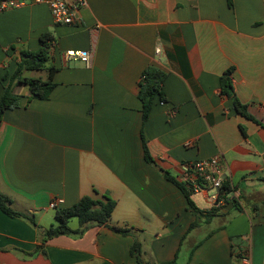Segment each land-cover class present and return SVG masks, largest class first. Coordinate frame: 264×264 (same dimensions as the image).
<instances>
[{"label":"crops","instance_id":"0c3cea01","mask_svg":"<svg viewBox=\"0 0 264 264\" xmlns=\"http://www.w3.org/2000/svg\"><path fill=\"white\" fill-rule=\"evenodd\" d=\"M87 3L72 26L55 25L44 5L0 13V104L22 53L38 52L44 33L54 38L49 61L24 76L46 81L56 69L47 100H29V86L15 83L19 107L0 125V191L13 211L38 224L0 210V264H166L177 257V264H264V0ZM67 51L89 52V63L67 62ZM148 68L166 75V101L157 95L144 123ZM229 69L237 97L260 124L222 95ZM215 156L241 192L242 211L190 230L197 214L178 184L200 210L214 204L191 192L181 167ZM105 193L117 201L110 225L130 235L91 226L76 237L41 240L53 225L54 199L69 208ZM136 241L142 263L132 252Z\"/></svg>","mask_w":264,"mask_h":264},{"label":"trees","instance_id":"16d2710c","mask_svg":"<svg viewBox=\"0 0 264 264\" xmlns=\"http://www.w3.org/2000/svg\"><path fill=\"white\" fill-rule=\"evenodd\" d=\"M53 40L54 38L50 33H44L41 36V47L38 52L22 53L20 62L18 63V69L10 79L11 80L10 84L8 85V87L5 88L4 95L1 99L0 125L2 123V119L6 111L19 107L20 97L18 95H15L13 91V87L15 83H23L29 86L30 88L29 100L32 99L47 100L50 97L51 92L55 87L53 79L56 73V69L54 67L48 69V78L46 81H43L40 78L25 77L24 72L25 71L41 72L44 70L45 64L49 61L50 58L49 54L52 48ZM232 72L233 69H229L221 77L222 95L232 99L237 114L251 121H254L257 124H260L252 115L249 114L247 105H244L237 97L233 86ZM8 77L9 75H6L4 79L7 80ZM165 77L166 75L163 72L155 68H148L144 72L143 79L141 82V91H140V99L143 103L144 123L149 119L155 97L159 95L163 101H166L165 93L163 89ZM144 145H145L147 160L150 163H154L148 151L147 142L145 138H144ZM165 174L170 180L175 181L172 177H170L169 173H165ZM178 186L181 187V189L183 190V192L187 197L190 207L197 214V220L195 221V223H193L190 230L197 228L201 224V222L208 224L214 218L225 215V214H221V211L224 208L213 207L208 211L200 210L199 208H197V206L191 199V193L187 191V189L184 188L183 185L178 184ZM226 189L228 192L232 191V188L229 183H227ZM95 193L98 194L97 191H95ZM236 202L237 203L233 208V210L241 212L242 208H241L240 200ZM116 207H117V201L114 200L108 193H105L102 198H97L93 196L83 197L78 203H76L72 207L59 208L55 210L56 224L52 225L51 227L43 231V233H41V240L45 242L47 240L60 236L82 235L84 231L91 226H97V227L108 226L117 233H120L122 235H130L132 233L131 229L110 225ZM0 210L13 218H26L34 227L38 228V224L33 217L23 216L22 214L13 211V209L11 208L10 199L6 197L1 191H0ZM73 219H77L79 221V229L77 230H73L70 227V221ZM41 250L42 247L41 245H39L35 253ZM132 252L137 256L139 263H142L141 260L142 247L138 241L135 242ZM177 258L174 261L166 264H177Z\"/></svg>","mask_w":264,"mask_h":264},{"label":"built area","instance_id":"2783aa9c","mask_svg":"<svg viewBox=\"0 0 264 264\" xmlns=\"http://www.w3.org/2000/svg\"><path fill=\"white\" fill-rule=\"evenodd\" d=\"M87 0H0V13L22 9L30 5H44L51 14L55 25L72 26L76 24L81 11L87 6ZM157 54L161 48H157ZM90 54L87 51H67L65 60L82 61L89 63ZM183 182L194 193H206L213 202L214 207L224 208L228 203L241 199V192L231 186L232 191L228 192L226 185L229 182V175L222 157L215 156L209 160L197 163L185 164L181 167ZM210 191L214 194L209 196ZM65 203L64 199H54L49 207L56 210ZM244 262L249 263L245 258Z\"/></svg>","mask_w":264,"mask_h":264},{"label":"rangeland","instance_id":"374dc122","mask_svg":"<svg viewBox=\"0 0 264 264\" xmlns=\"http://www.w3.org/2000/svg\"><path fill=\"white\" fill-rule=\"evenodd\" d=\"M214 194V192L213 191H210V195H213ZM53 210V209H52ZM233 212H235L236 210H232ZM50 215H52V223L51 224H53V225H55L56 224V220H55V218H54V211H51L50 212ZM50 225H47V227H49ZM70 227H71V229H75V230H77V229H79V222H78V220L77 219H73L72 221H71V224H70ZM68 236H70V235H68ZM74 237H76V236H79V235H73Z\"/></svg>","mask_w":264,"mask_h":264},{"label":"water","instance_id":"95a60500","mask_svg":"<svg viewBox=\"0 0 264 264\" xmlns=\"http://www.w3.org/2000/svg\"><path fill=\"white\" fill-rule=\"evenodd\" d=\"M236 201H233L231 203H229L222 211H221V214H227L229 213L231 210H233V208L235 207L236 205Z\"/></svg>","mask_w":264,"mask_h":264}]
</instances>
